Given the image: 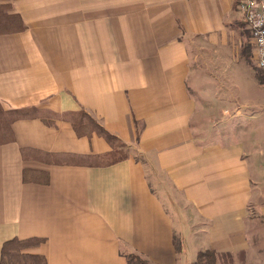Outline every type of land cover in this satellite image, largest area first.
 <instances>
[{"label": "crops", "instance_id": "crops-1", "mask_svg": "<svg viewBox=\"0 0 264 264\" xmlns=\"http://www.w3.org/2000/svg\"><path fill=\"white\" fill-rule=\"evenodd\" d=\"M247 36L235 0H0V259L264 264Z\"/></svg>", "mask_w": 264, "mask_h": 264}, {"label": "trees", "instance_id": "trees-1", "mask_svg": "<svg viewBox=\"0 0 264 264\" xmlns=\"http://www.w3.org/2000/svg\"><path fill=\"white\" fill-rule=\"evenodd\" d=\"M256 75L263 82L262 73L256 68ZM100 133H102L108 140L113 141L111 135L106 133L102 128H100ZM122 146V145H121ZM115 149H112V153L114 154L108 160V162L115 161L119 159V157H115ZM29 242L20 241L18 239H12L3 244L1 249V259L0 264H31L25 260V257L30 255L21 254L22 248ZM127 264H153L140 257L137 254L128 253L125 255ZM194 264H234L231 255L227 253H217L212 250L200 251L197 253Z\"/></svg>", "mask_w": 264, "mask_h": 264}, {"label": "built area", "instance_id": "built-area-1", "mask_svg": "<svg viewBox=\"0 0 264 264\" xmlns=\"http://www.w3.org/2000/svg\"><path fill=\"white\" fill-rule=\"evenodd\" d=\"M249 32L255 67L264 84V0H235Z\"/></svg>", "mask_w": 264, "mask_h": 264}, {"label": "rangeland", "instance_id": "rangeland-1", "mask_svg": "<svg viewBox=\"0 0 264 264\" xmlns=\"http://www.w3.org/2000/svg\"><path fill=\"white\" fill-rule=\"evenodd\" d=\"M245 26H246V24H245ZM246 29H247V27H246ZM243 50L245 51L246 54H249L250 53V56L249 57H252L251 56V54H252V46H251V43H250V40H249V32H248V36L245 37V39H244V42H243ZM210 58H211V55H210ZM214 63L212 62L211 59H209L207 63H203V64L200 65V70L203 71V72H208L210 74L216 73V71L218 69H217L216 66L215 67L213 66ZM247 65H248L247 67H248L249 71H251L253 73V75H254L255 68L252 65H250V64H247ZM222 82H227V81H222ZM204 86H212V85H211V83H209V84H205ZM207 101H208V98H205V102H207ZM239 264H240V262H239Z\"/></svg>", "mask_w": 264, "mask_h": 264}]
</instances>
